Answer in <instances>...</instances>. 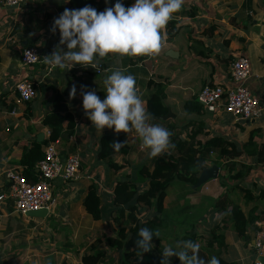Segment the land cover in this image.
Returning <instances> with one entry per match:
<instances>
[{"label":"crops","instance_id":"obj_1","mask_svg":"<svg viewBox=\"0 0 264 264\" xmlns=\"http://www.w3.org/2000/svg\"><path fill=\"white\" fill-rule=\"evenodd\" d=\"M89 2L94 3L97 12H103L114 7L117 0H23L18 7L4 6L0 0V195L5 186V172L21 170L17 163L22 147H29L32 142L48 141L50 132L42 121L52 110L57 94L64 96L75 121L74 133L70 137L63 135V139L57 141V149L63 158L77 155L80 159L76 180L53 181L52 195L56 204L50 212L23 216L15 212L12 205L0 202V264H60L63 260L68 264H81L85 247L82 248L81 241L98 231L101 223L103 232H109L110 237L114 235L108 220L113 208V187L118 181L137 180L138 170L149 157V150L141 146L135 131L117 134L114 129L105 128L101 135L85 115L81 86H85L86 91L94 90L96 94L102 92L106 95L104 79L110 70H122L125 75H133L145 105L153 89L149 83L164 84L162 102L174 117L166 121L158 119L159 125L166 128L175 126L178 132L181 131L182 140L198 133L195 140L200 144L218 137L232 145L233 154L220 159V163L231 165L228 169L218 167L217 178L199 187L198 201L187 202L188 194L186 200L171 199L166 194L162 215L165 219L169 216V221L166 220L163 227L171 221L186 218L191 228L181 239L193 230L200 248L217 259L226 255L230 257L226 237L244 239L254 255L249 260V264H253L259 257L252 250V240L259 230L257 225L264 224V0H184L182 10L168 23L172 25H167L162 50L155 58L110 57L100 62L103 70L100 75L96 69L80 65L71 70L56 68L50 71L42 63V58L50 55L59 44V30L55 35L50 31L54 19L65 8L81 9ZM121 2L127 8L135 0ZM22 47H33L38 51L39 62L36 65L22 66ZM64 51H67L66 46ZM168 52L175 55L170 57ZM237 58L249 61L251 77L245 85L260 100L262 118L258 121L234 118L220 107L214 113L198 106L192 108L188 105L186 109V103L197 101V95L205 85L233 89L235 84L231 81L229 68ZM22 80L30 81L36 92L29 102H19L15 92V85ZM73 84L77 94L70 99ZM12 109L15 114L11 113ZM164 122H168L167 125ZM148 123L155 124L151 120ZM103 135H120L129 148L125 157L127 166L114 177L109 176L108 167L97 158ZM214 159L215 154L210 153L207 168L214 166L211 164ZM122 161V157H116L117 163ZM90 185L96 186L102 201L100 221H90L82 206ZM145 188V183L139 185L140 191ZM177 188L178 191H192L187 184ZM236 188L245 190L247 196L244 197V193ZM224 195L249 220L243 238L234 229L230 213L214 210L216 201ZM196 207L199 214L192 223L191 212ZM141 216L148 215L142 212ZM58 223L66 229L63 238L67 240L66 249L56 247L51 249V253L43 254L38 251L40 246L31 248L33 240L40 235L44 236L43 242L50 245L49 238L55 236L54 228ZM213 235L222 237L226 246L210 249L207 243L201 245ZM162 238L158 237V245L152 249L160 262L162 251L169 247L166 238ZM174 258H170V264H174ZM119 259L120 253L108 251L104 264H117ZM222 259L233 264L243 263L242 259H239L241 262Z\"/></svg>","mask_w":264,"mask_h":264},{"label":"trees","instance_id":"obj_2","mask_svg":"<svg viewBox=\"0 0 264 264\" xmlns=\"http://www.w3.org/2000/svg\"><path fill=\"white\" fill-rule=\"evenodd\" d=\"M86 5H90L93 8L95 6L93 2H89L81 7ZM171 25L169 24L168 26ZM149 86L153 89H151L152 92L146 101V109L152 117L151 121L155 124H160L161 122L158 118L167 113V108L162 102L164 84L149 83ZM97 95L101 100L105 98V94L102 92ZM188 105H191L192 108L198 106V108L203 109L198 101L186 103V109ZM164 123L167 125L168 122ZM42 124L49 129L48 141L42 143L32 142L29 147H22V155L17 163L22 170V175L29 183H35L38 179L36 165L43 159L47 143L57 142L63 139V135L70 137L74 133L75 121L63 95L57 94L54 97L52 110L45 115ZM166 129L172 133L170 140L175 147L158 157L149 155L139 168L136 181H118L115 183L112 198L113 208L108 217L109 222L113 226L112 232L114 235L106 240L96 238L89 243L87 242L80 258L81 264H104L108 251L116 254L120 253V259L117 264H160V260L152 251L145 253L143 257L139 256L135 251V241L139 239L138 232L141 228L146 227L155 232L163 227L166 222L162 214L167 189L174 182L187 184L194 188L200 172L207 168L206 164L210 153L215 154V159L211 162L212 165H216L219 168L225 167L226 169L231 165L220 163L222 157L233 154L232 145L226 143L223 139L212 137L205 141L204 144H200L195 140L198 133H193L182 140L180 138L181 131L178 132L175 126H170ZM114 141L124 143L120 135H103L100 139V150L97 154L98 160L105 163L108 167L110 177L116 176L127 166L125 157L129 153V148L125 144L118 151L114 150L111 146ZM118 156L123 159L121 164L116 162V157ZM142 183L146 184V188L140 191L139 185ZM236 189L243 192L244 197L247 196L245 190ZM135 198L137 199L135 205L124 208L126 204ZM82 206L86 215L92 221H100L102 219V201L95 185H90L87 188ZM214 210L230 213L238 236L240 238L244 237L249 220L241 209L231 202L227 195L216 201ZM142 212L148 216L142 217ZM187 240L197 242V237L193 230L188 231V235L183 238V241ZM152 243L154 246L158 245V238L153 237ZM214 246L220 249L225 247L224 239L219 235H213L207 242V247L212 249ZM199 255L206 261V264L211 259V256L201 248ZM218 260L219 264H233L222 258ZM173 262L174 264H180L178 257H175ZM60 264L68 263L63 260Z\"/></svg>","mask_w":264,"mask_h":264},{"label":"clouds","instance_id":"obj_3","mask_svg":"<svg viewBox=\"0 0 264 264\" xmlns=\"http://www.w3.org/2000/svg\"><path fill=\"white\" fill-rule=\"evenodd\" d=\"M183 5L184 0H135L126 8L117 0L114 7L103 12H97L90 5L81 9L65 8L50 29L53 35L59 30V44L50 55L42 58V63L50 71L56 68L71 70L76 65L97 69L101 61L110 57L155 58L162 50L168 23ZM104 85L103 100L94 90L86 91L85 86H81L83 109L96 132L102 135L105 128L114 129L117 134L135 131L141 146L149 150L151 157L175 147L170 140L171 132L159 124L148 123L152 117L138 94L133 75L112 70L105 76ZM76 94L73 84L69 98L74 99ZM111 146L118 151L124 143L114 141ZM138 236L135 251L143 257L154 248L153 237L158 238L160 231L144 227ZM199 251L198 242L179 241L175 247L164 248L160 264H170L171 257H178L180 264H206ZM207 264H219V260L213 256Z\"/></svg>","mask_w":264,"mask_h":264},{"label":"built area","instance_id":"obj_4","mask_svg":"<svg viewBox=\"0 0 264 264\" xmlns=\"http://www.w3.org/2000/svg\"><path fill=\"white\" fill-rule=\"evenodd\" d=\"M23 0H2L4 6L17 7ZM20 62L23 67H30L39 62V53L33 47H22ZM230 78L235 84L231 90H225L219 85H205L197 95V101L202 108L214 113L220 107L234 118L258 121L263 116L260 100L254 97L245 83L251 77L249 61L237 58L230 64ZM103 70L96 69L98 75ZM19 102H29L35 95V89L28 80H22L15 85ZM12 114L15 110L12 109ZM80 170V159L77 155L65 157L62 161L57 149V142H48L44 157L36 165L38 179L29 183L21 170L10 169L5 172V186L0 195V202L12 205L15 212L23 216L28 213L50 212L56 201L52 195V183L56 179L69 182L77 179ZM259 230L252 240V250L258 257H264V224L257 225ZM253 264H262L256 260Z\"/></svg>","mask_w":264,"mask_h":264},{"label":"rangeland","instance_id":"obj_5","mask_svg":"<svg viewBox=\"0 0 264 264\" xmlns=\"http://www.w3.org/2000/svg\"><path fill=\"white\" fill-rule=\"evenodd\" d=\"M220 179H221V177H219V180ZM176 185L178 187H181V186H183V183L174 182L173 184H171L170 188L167 191L169 198L175 199L178 197L179 199L183 198L184 200H186V194H188L190 196L187 198V202L189 200H193L195 202L199 200V188H197V189L192 188V191H190V192L178 191V188ZM173 193H175V195H173ZM198 210H199V208L196 207L191 212L193 218L190 221L192 223H194L197 220L195 217L198 216V214H199ZM166 218L167 219H165V220L169 221V216L168 217L166 216ZM89 220L92 221L90 218H89ZM193 220H194V222H193ZM224 220H225V217L223 219H221V222L223 223ZM225 224H226V222H225ZM99 226L100 227H99L98 231L92 232V235L86 237L84 239V241L83 240L81 241V243H83L82 248H83V246H85L87 244V242H91L98 237L99 238L101 237L104 240H106L108 237H110V236H108L109 232H107V233L105 231L103 232V224L101 223ZM190 226L191 225H189L188 220L186 218H183V219L179 218L176 221H171L168 225L164 226L161 229H158L160 231V238H162V237L166 238L167 244H169V246L175 247L177 242L183 241L181 238L185 235L186 230L191 228ZM224 228H227V226L225 225ZM65 230L66 229L64 228L63 224H61V223L55 224V228H54V233H55L54 235L55 236H51L49 238L50 239L49 243H50V245L53 244V247H51L50 245L43 242V239H44L43 235L37 236V239L33 240V243L30 246H31V248L36 247V246H40V248H39L40 250H38V251L42 252L43 254L51 253V249L54 250L56 247H59L61 249H66L65 243L67 242V240L63 239ZM39 232H41V231H39ZM87 238H89V239H87ZM35 241L37 242V244H34ZM225 241H226V245H227L226 248H228V250L230 251V257H227L228 255H226V256H221L222 258H225L227 260H232L234 262H241V261H239V259H242L243 260L242 264H249V260H252L254 258L253 253L249 250V245L246 243V241H244V239L236 238V240H233L230 237H226ZM160 242H165V240H161ZM197 242H199V239H197ZM207 242H208V239L201 242V245L205 246V244ZM235 249H237V251ZM223 251H225V249ZM220 254H223V252L221 251ZM233 256H235V257H233Z\"/></svg>","mask_w":264,"mask_h":264},{"label":"water","instance_id":"obj_6","mask_svg":"<svg viewBox=\"0 0 264 264\" xmlns=\"http://www.w3.org/2000/svg\"><path fill=\"white\" fill-rule=\"evenodd\" d=\"M14 7V6H13ZM18 7V6H17ZM175 55V53L173 52H168V56L170 57H173ZM111 71V70H110ZM110 71H108V73H110ZM207 112V111H206ZM171 117H174V115L171 114V111L169 110V108H167V113L166 115L162 116V117H159L158 119L161 120V121H166L168 120L169 118ZM61 159L62 161L65 159L63 158V156H61ZM218 171H219V168L218 166L214 165L210 168H205L203 169L200 174H199V177H198V180H197V183L196 185L194 186L195 189L203 186L204 184H206L208 181L210 180H214L217 178V175H218ZM37 172V171H36ZM137 203V199H133L131 202H129L128 204H126L124 206V208H128L130 206H133ZM47 212L45 211H38V212H32V213H28V216H39L41 214H46ZM259 262H261L262 264H264V257H259L258 259Z\"/></svg>","mask_w":264,"mask_h":264}]
</instances>
